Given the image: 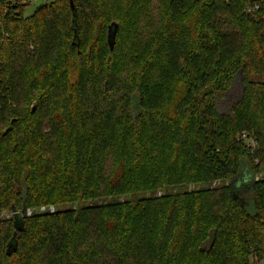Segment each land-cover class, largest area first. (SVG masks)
Listing matches in <instances>:
<instances>
[{
    "label": "trees",
    "instance_id": "1",
    "mask_svg": "<svg viewBox=\"0 0 264 264\" xmlns=\"http://www.w3.org/2000/svg\"><path fill=\"white\" fill-rule=\"evenodd\" d=\"M73 1L78 38L69 0L23 19L29 2L0 0V110L37 91L32 120L16 134L12 118L0 133V207L110 200L16 218L22 236L0 243V264H250L252 253L264 262V180L228 183L242 165L264 171V0ZM83 2L102 42L87 53ZM68 11L70 44L59 28ZM113 22L110 50L102 39ZM123 31L138 46L130 82ZM56 131L59 174L45 157ZM219 178L228 181L209 187Z\"/></svg>",
    "mask_w": 264,
    "mask_h": 264
},
{
    "label": "rangeland",
    "instance_id": "2",
    "mask_svg": "<svg viewBox=\"0 0 264 264\" xmlns=\"http://www.w3.org/2000/svg\"><path fill=\"white\" fill-rule=\"evenodd\" d=\"M53 0H32L30 1L27 5H25L22 10V16L21 18H25L26 16H30L33 11L39 7L42 4L45 3H49ZM165 1V0H163ZM160 0L157 1V3H159ZM160 4V3H159ZM81 7L78 8L79 11V15H80V34L82 36L83 39V44L81 45V49L84 53H87L91 48H92V44H100L102 43L101 41L98 42L96 37V31L94 29V27L90 24V10H87L84 7V2L81 3L80 5ZM68 16H66L65 18V26H60V30L62 32H64V30H66L65 33V37H67L66 42L68 44H70V40H71V36L72 33L70 31V11H68ZM111 22V21H109ZM108 22V24H109ZM11 29V28H10ZM107 27H105L104 31V38L102 39V41L104 42V44H106V32ZM45 31V30H44ZM42 31V34L43 32ZM16 32H18L16 30ZM10 33V32H9ZM7 33V35L9 34ZM57 32H48L47 30L45 31V34H56ZM130 33L123 31L122 32V37L120 39V45H122L120 47V49L118 50V56L121 58L122 62H123V80H125L126 82H130L131 80V75L133 74V72L135 71V67H130L129 63L131 64V59L129 58L128 54H134L135 52H137V44L135 43V41L133 40L132 37H130ZM153 36L151 35V38ZM150 36H145L141 38V44L142 45H147V42L149 40ZM102 45V44H100ZM99 45V46H100ZM107 45V44H106ZM33 46V45H32ZM32 46H29L30 48ZM19 48V47H17ZM29 48V50H30ZM136 54V53H135ZM131 69H130V68ZM129 68V70H128ZM253 76H249V79H252ZM239 78L235 79V85H234V89H232L230 92V96L235 97L238 93V88H239ZM211 83V82H209ZM213 83V82H212ZM26 94V93H25ZM37 91H34L33 93H31V96H24L21 95L20 97V101L18 103H12L11 106L13 108H15V110H8V107L4 110H0V133L2 135L6 134V129L8 128V126L10 127L11 119L12 118H16L17 121L13 126V130L12 132H16V134L18 132H21L22 129L26 126L27 122H30V120H32V114L31 109L33 107L37 106V102L34 96H36ZM16 105V107H15ZM75 112V110H73L72 112H68L70 115H72V113ZM46 130L44 129V133H46V131H48V128L45 127ZM11 134V133H10ZM61 132H57L56 131V135H51L52 139H53V143L51 145V149L45 153V157L50 158L51 164L54 167V170H56L55 174H59L58 170H61L62 167L64 166V161L62 158V155L58 152V147L60 149V144H62L61 139L59 138V136H61ZM7 136V135H6ZM10 138H6L3 142L9 140ZM72 146L70 148V153H69V158H70V162H74L75 164V157H74V153L77 151L78 147H79V143L75 141V139H72ZM260 172H264V171H258L255 173H252V171H250L247 167L245 166H241L240 168V173L238 174V176H236L234 179H232V181L230 182L232 184L233 187H238L241 186L243 184H249L252 183L253 178L252 176H254V174L260 173ZM81 173V172H80ZM220 179V184L217 185L215 188H219L222 187L224 185V182L227 183L228 179L225 178H219ZM261 179H259L260 181ZM258 181V180H257ZM209 182V183H208ZM206 184V186L208 187L210 185V181H208ZM212 189L214 187L209 186ZM14 189L17 190L18 192H22V189L15 184L14 185ZM57 188L54 187V192H56ZM159 191H156V196L159 195ZM110 200V198L108 197H104V195L101 196H97V197H92V198H88V199H84V201L82 202L81 200H75V201H68L65 203H55L52 201H47V202H39V203H33L32 205H28V206H23L21 202L19 201L18 204H16L14 207L13 203H9L5 206H1L0 207V243H3V251L6 249V243H8L7 241L11 239H14L15 241L18 239L19 233H20V229L17 228L14 224V220L17 218L19 220H22L24 218H30L33 215H40V214H53L56 213L57 211H64V210H74V209H78L80 206H90L92 204H98V205H103L106 204V202H108ZM14 225V226H13ZM22 236V235H21ZM21 236L19 237V239L21 238ZM18 239V240H19ZM250 259V264H264V262L262 261H258L257 256H255L254 253H252L249 257Z\"/></svg>",
    "mask_w": 264,
    "mask_h": 264
},
{
    "label": "water",
    "instance_id": "3",
    "mask_svg": "<svg viewBox=\"0 0 264 264\" xmlns=\"http://www.w3.org/2000/svg\"><path fill=\"white\" fill-rule=\"evenodd\" d=\"M69 6H70V9H71L72 14H73L72 15L73 16L72 17V27H73V30H74V37L78 38V33H77V13H76V7L74 5V1L73 0H69ZM117 27H118V25L115 22L111 23L109 25V27H108L109 31L107 32V41H108L110 50H112L113 47H114L115 35H116V31H118ZM11 122H13V120ZM10 128H12V127L10 126ZM231 181H232V179L228 182L229 185H231V183H230ZM17 220H19V219H17ZM21 222H22V220H21Z\"/></svg>",
    "mask_w": 264,
    "mask_h": 264
},
{
    "label": "built area",
    "instance_id": "4",
    "mask_svg": "<svg viewBox=\"0 0 264 264\" xmlns=\"http://www.w3.org/2000/svg\"><path fill=\"white\" fill-rule=\"evenodd\" d=\"M32 0H23V2H30ZM258 8V5H255L254 7H248L247 11L249 10L250 11H253V10H256ZM241 138L244 139V142L246 143L247 147H249L251 150L255 149V146H256V142L254 141L253 138H250L246 133H243L241 134ZM253 180H264V172H260V173H257V174H254V176H252ZM218 184H220V180H213L211 182V186L212 187H215L217 186ZM189 188H191V186H189Z\"/></svg>",
    "mask_w": 264,
    "mask_h": 264
}]
</instances>
